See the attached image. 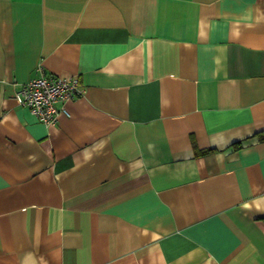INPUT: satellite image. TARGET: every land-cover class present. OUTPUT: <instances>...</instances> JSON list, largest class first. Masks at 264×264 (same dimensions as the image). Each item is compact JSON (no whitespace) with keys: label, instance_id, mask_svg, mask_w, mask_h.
<instances>
[{"label":"crops","instance_id":"crops-1","mask_svg":"<svg viewBox=\"0 0 264 264\" xmlns=\"http://www.w3.org/2000/svg\"><path fill=\"white\" fill-rule=\"evenodd\" d=\"M0 264H264V0H0Z\"/></svg>","mask_w":264,"mask_h":264},{"label":"built area","instance_id":"built-area-1","mask_svg":"<svg viewBox=\"0 0 264 264\" xmlns=\"http://www.w3.org/2000/svg\"><path fill=\"white\" fill-rule=\"evenodd\" d=\"M81 93V84L77 76L41 74L23 84L14 96L43 122L52 124L61 113L67 116L71 114L67 104Z\"/></svg>","mask_w":264,"mask_h":264}]
</instances>
